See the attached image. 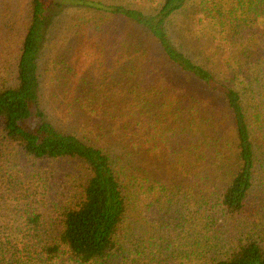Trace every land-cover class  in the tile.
Segmentation results:
<instances>
[{"label": "trees", "instance_id": "obj_1", "mask_svg": "<svg viewBox=\"0 0 264 264\" xmlns=\"http://www.w3.org/2000/svg\"><path fill=\"white\" fill-rule=\"evenodd\" d=\"M0 264H264V0H0Z\"/></svg>", "mask_w": 264, "mask_h": 264}, {"label": "rangeland", "instance_id": "obj_2", "mask_svg": "<svg viewBox=\"0 0 264 264\" xmlns=\"http://www.w3.org/2000/svg\"><path fill=\"white\" fill-rule=\"evenodd\" d=\"M51 1L55 3L57 0ZM102 1L106 3L114 1L119 2V0ZM68 8L69 7H62L61 5L55 6L52 9L53 11L51 12V15L53 17L55 15L57 16L55 18L52 29H50V32L47 36V40L44 43V56H46L48 59H52L55 63H57V66L54 67L57 78L63 77V80L59 83V85H50L52 87L49 88V94L47 95L48 102H58L63 97L71 99L70 96L72 95L70 94V92H74V88L78 82L72 73H79L83 78L81 74V72H83V69L86 66L89 67V69L91 70L89 72L90 74L93 71L91 66L96 65L92 59H87L89 57H87L86 59L83 58V60L85 59V61L80 62V69L71 71V73L69 72L71 69V64L70 62L65 61V54L77 55L80 53L81 56H84L81 51L90 49L89 47L91 46V40L93 39V36L86 35V31H88L91 24L95 22L93 18L95 16L92 15L91 12H84L78 15L75 8ZM92 18L93 21L91 23V20L89 19ZM92 63L95 65H92ZM91 76L92 75L90 74V80ZM67 85H69V87H67ZM52 93L55 97H57V101L51 99Z\"/></svg>", "mask_w": 264, "mask_h": 264}]
</instances>
